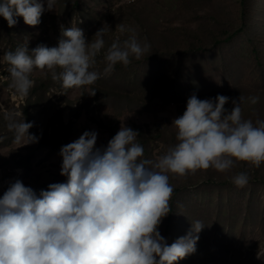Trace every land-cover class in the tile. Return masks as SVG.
I'll return each mask as SVG.
<instances>
[{
  "label": "rangeland",
  "instance_id": "374dc122",
  "mask_svg": "<svg viewBox=\"0 0 264 264\" xmlns=\"http://www.w3.org/2000/svg\"><path fill=\"white\" fill-rule=\"evenodd\" d=\"M42 13L37 26L22 17L14 27L0 16V197L19 179L37 193L50 183L66 182L60 175L62 146L85 131L98 133L96 147H106L121 127L139 133L141 159L156 161L174 145L173 119L183 115L187 100L259 96L244 103V119L264 120V0H57ZM137 29L151 49L127 67L117 64L107 77L65 93L47 71L34 69L27 96L9 87L4 53L27 43L57 47L61 29L78 27L91 42L105 26V49L93 69L103 73V52L113 40L127 38L118 24ZM95 90V95H90ZM9 118L32 123L29 134L38 142H17ZM239 172L248 184L236 187ZM174 191L171 212L158 231L168 245L186 236L192 222L204 225L196 251L175 264H264V164L239 162L228 172L214 168L194 175L170 174Z\"/></svg>",
  "mask_w": 264,
  "mask_h": 264
},
{
  "label": "clouds",
  "instance_id": "9594fccd",
  "mask_svg": "<svg viewBox=\"0 0 264 264\" xmlns=\"http://www.w3.org/2000/svg\"><path fill=\"white\" fill-rule=\"evenodd\" d=\"M46 3L52 11L57 0ZM44 11V0H0V16L10 28L18 17L37 26ZM108 30L102 27L88 42L82 29L62 27L57 47L39 45L29 52L25 43L5 52L9 87L27 96L31 73L38 69L49 72L66 93L95 84L117 64L127 67L151 49L136 28L120 23L116 30L127 38L113 40L103 52V73L90 70L105 49ZM229 99L191 95L183 115L172 121L177 142L156 161L141 159L139 133L129 127H121L106 147H96L94 130L62 146L60 175L66 182L50 183L37 193L17 179L0 197V264H175L194 253L202 222H192L189 233L171 245L158 231L171 212L170 174L186 177L210 167L224 173L239 162L264 164V120L242 116V105H256L260 97L240 95L231 111L225 108ZM9 119L17 142H38L29 134L32 123ZM231 182L243 188L249 176L239 172Z\"/></svg>",
  "mask_w": 264,
  "mask_h": 264
},
{
  "label": "trees",
  "instance_id": "16d2710c",
  "mask_svg": "<svg viewBox=\"0 0 264 264\" xmlns=\"http://www.w3.org/2000/svg\"><path fill=\"white\" fill-rule=\"evenodd\" d=\"M112 136H115L114 134Z\"/></svg>",
  "mask_w": 264,
  "mask_h": 264
}]
</instances>
